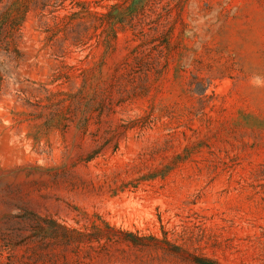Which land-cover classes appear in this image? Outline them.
<instances>
[{
  "label": "rangeland",
  "instance_id": "obj_1",
  "mask_svg": "<svg viewBox=\"0 0 264 264\" xmlns=\"http://www.w3.org/2000/svg\"><path fill=\"white\" fill-rule=\"evenodd\" d=\"M264 264V0H0V264Z\"/></svg>",
  "mask_w": 264,
  "mask_h": 264
},
{
  "label": "trees",
  "instance_id": "obj_2",
  "mask_svg": "<svg viewBox=\"0 0 264 264\" xmlns=\"http://www.w3.org/2000/svg\"><path fill=\"white\" fill-rule=\"evenodd\" d=\"M192 261L195 264H220V263H218L216 261H212V260H209V259H203V258H199V257H196V256L192 257Z\"/></svg>",
  "mask_w": 264,
  "mask_h": 264
}]
</instances>
